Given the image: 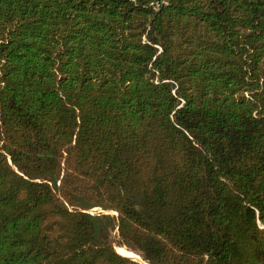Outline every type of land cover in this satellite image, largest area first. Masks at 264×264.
Segmentation results:
<instances>
[{
    "label": "trees",
    "instance_id": "trees-1",
    "mask_svg": "<svg viewBox=\"0 0 264 264\" xmlns=\"http://www.w3.org/2000/svg\"><path fill=\"white\" fill-rule=\"evenodd\" d=\"M0 264H264V0H0Z\"/></svg>",
    "mask_w": 264,
    "mask_h": 264
},
{
    "label": "rangeland",
    "instance_id": "rangeland-1",
    "mask_svg": "<svg viewBox=\"0 0 264 264\" xmlns=\"http://www.w3.org/2000/svg\"><path fill=\"white\" fill-rule=\"evenodd\" d=\"M88 211H92V215H110V216H115V214L114 213H112V212H108V211H102V210H100V209H98V208H92V209H89ZM110 236H111V238L112 239H115V237H116V235H115V231H113V232H111V234H110ZM118 249H120V248H117V247H115V250H116V252L118 253ZM122 249H124V248H122ZM126 252H128V251H126ZM128 253H131V252H128ZM119 254V253H118ZM134 254V253H133ZM137 257H130L131 259H133V260H135V261H138V262H140V263H143V261L141 260V258H140V256L138 255V254H135ZM128 257V256H127ZM140 258V259H139ZM139 259V260H138Z\"/></svg>",
    "mask_w": 264,
    "mask_h": 264
},
{
    "label": "bare ground",
    "instance_id": "bare-ground-1",
    "mask_svg": "<svg viewBox=\"0 0 264 264\" xmlns=\"http://www.w3.org/2000/svg\"><path fill=\"white\" fill-rule=\"evenodd\" d=\"M118 253H119L120 255H123V256H128L129 258H130V257H137L135 254H133V253H128V252H126L125 249H122V248L118 249ZM139 259H140V258H139ZM139 259H138V260H139Z\"/></svg>",
    "mask_w": 264,
    "mask_h": 264
},
{
    "label": "built area",
    "instance_id": "built-area-1",
    "mask_svg": "<svg viewBox=\"0 0 264 264\" xmlns=\"http://www.w3.org/2000/svg\"><path fill=\"white\" fill-rule=\"evenodd\" d=\"M88 213L91 214V215L93 214L92 211H88Z\"/></svg>",
    "mask_w": 264,
    "mask_h": 264
},
{
    "label": "water",
    "instance_id": "water-1",
    "mask_svg": "<svg viewBox=\"0 0 264 264\" xmlns=\"http://www.w3.org/2000/svg\"><path fill=\"white\" fill-rule=\"evenodd\" d=\"M123 256V255H122ZM127 257V256H126ZM129 258V257H128Z\"/></svg>",
    "mask_w": 264,
    "mask_h": 264
}]
</instances>
